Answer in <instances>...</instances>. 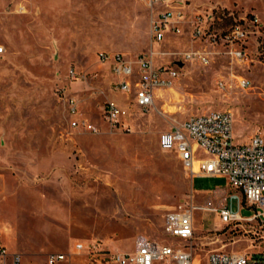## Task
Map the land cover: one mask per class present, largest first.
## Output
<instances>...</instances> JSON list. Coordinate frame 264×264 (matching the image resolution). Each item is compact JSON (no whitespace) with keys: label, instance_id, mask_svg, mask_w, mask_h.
<instances>
[{"label":"rangeland","instance_id":"obj_1","mask_svg":"<svg viewBox=\"0 0 264 264\" xmlns=\"http://www.w3.org/2000/svg\"><path fill=\"white\" fill-rule=\"evenodd\" d=\"M186 1L196 10L214 9L217 33L246 27L249 60L238 64L221 53L209 65L188 62L175 86L142 110L132 95L114 89L126 77L114 73L113 61L99 58L119 53L136 60L148 51L143 3L0 0V237L22 256L21 264H46L49 254L61 253L69 264L100 263L86 252L75 255L78 243L122 253H133L141 236L170 245L164 221L180 205L198 208L196 264H209L213 250L248 249L251 227L233 230L210 209L237 193L243 218L259 210L226 178L192 180L176 151H161L159 137L193 115L215 111L233 113L238 144L264 135V0ZM152 50L167 53L155 58L157 65H171L176 54L202 45L168 34ZM241 78L249 82L246 90L237 86ZM69 99L77 102L76 114ZM109 101L128 112L125 125L105 121ZM233 211H239L236 200ZM255 228L261 236L260 225Z\"/></svg>","mask_w":264,"mask_h":264},{"label":"built area","instance_id":"obj_2","mask_svg":"<svg viewBox=\"0 0 264 264\" xmlns=\"http://www.w3.org/2000/svg\"><path fill=\"white\" fill-rule=\"evenodd\" d=\"M151 15L150 39L152 47L165 44L167 35L184 37L198 42L202 50L176 54L171 65H157L156 57H166V52L150 50L140 54L136 60H127L122 54L102 53L99 61L106 64L113 61L114 73L124 82L114 85L118 92L132 95V104L146 110L155 105L158 92L172 89L180 76V71L188 62L209 65L215 56L225 54L233 62L246 63L249 60L247 41L250 31L237 25L225 33L214 29V9L196 10L186 0H139ZM255 25V24H253ZM221 49L222 51H211ZM70 77L78 74L71 70ZM223 86V82H219ZM240 89L249 88V82L240 79ZM72 114L77 112V102L69 99ZM128 112L118 103L109 101L104 108V119L111 127L125 125ZM76 127L78 124L73 123ZM159 147L164 153L177 152L184 170L195 178H226L230 187L238 191L249 206L259 212L255 217L243 218V199L238 194L229 197L230 203L210 209L226 226L233 230L251 231L247 242L249 247L240 253L213 250L208 254L209 264H264V135L257 134L246 143L238 144L234 136V115L230 111H215L193 115L178 126L163 132L159 137ZM203 151L206 156H198ZM238 202V212L233 211V202ZM197 207L180 205L170 210L165 217V233L170 245L151 242L146 237H138L133 253L113 252L99 244L85 246L76 244L74 254L86 252L88 256L102 260L103 264H195L194 212ZM255 224L260 225L262 234L257 236ZM65 254H49L47 264H69ZM199 261V260H198ZM200 263V262H199ZM0 264H21L19 254H11L0 237Z\"/></svg>","mask_w":264,"mask_h":264},{"label":"crops","instance_id":"obj_3","mask_svg":"<svg viewBox=\"0 0 264 264\" xmlns=\"http://www.w3.org/2000/svg\"><path fill=\"white\" fill-rule=\"evenodd\" d=\"M147 9V8H146ZM147 19H148V35H149V44H148V51L152 50V43H151V39H150V30H151V15H150V12L148 11L147 9ZM147 51V52H148ZM2 240V239H1ZM4 244V243H3ZM4 246L7 248V246L4 244ZM107 248V247H106ZM108 249V248H107ZM8 250V248H7ZM110 250V249H109ZM9 251V250H8ZM9 253L11 254H17L16 252H10ZM62 254V253H61ZM20 255V254H19ZM21 256V255H20ZM48 257V256H47ZM100 263L99 264H103V261L102 260H99ZM21 263H22V256H21ZM46 264H47V261H46Z\"/></svg>","mask_w":264,"mask_h":264},{"label":"bare ground","instance_id":"obj_4","mask_svg":"<svg viewBox=\"0 0 264 264\" xmlns=\"http://www.w3.org/2000/svg\"><path fill=\"white\" fill-rule=\"evenodd\" d=\"M195 264H196V261H195Z\"/></svg>","mask_w":264,"mask_h":264}]
</instances>
